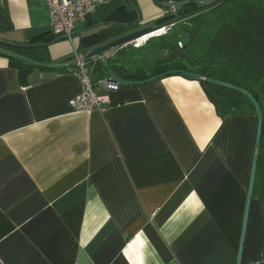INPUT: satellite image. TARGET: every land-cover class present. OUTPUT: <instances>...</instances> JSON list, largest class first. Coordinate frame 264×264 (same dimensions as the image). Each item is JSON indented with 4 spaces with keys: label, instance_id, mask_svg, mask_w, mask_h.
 <instances>
[{
    "label": "crops",
    "instance_id": "0c3cea01",
    "mask_svg": "<svg viewBox=\"0 0 264 264\" xmlns=\"http://www.w3.org/2000/svg\"><path fill=\"white\" fill-rule=\"evenodd\" d=\"M1 7L5 41L40 44L52 32L44 0ZM134 8L138 26L169 22L156 0H112L78 22L72 40L49 45L50 59L70 58L108 22L137 21ZM81 92L75 64L36 68L23 86L0 56V264L264 260L257 113L220 115L202 80L181 74L122 83L104 112L74 111Z\"/></svg>",
    "mask_w": 264,
    "mask_h": 264
},
{
    "label": "trees",
    "instance_id": "16d2710c",
    "mask_svg": "<svg viewBox=\"0 0 264 264\" xmlns=\"http://www.w3.org/2000/svg\"><path fill=\"white\" fill-rule=\"evenodd\" d=\"M1 2L5 3L6 0H0V13L8 19L7 10L1 7ZM170 14L164 20H180L169 31L151 36L139 48L127 46L115 49L114 55L104 62L90 60L91 66L100 71L98 79L116 74L125 82L142 83L169 72H188L202 80L207 96L216 104L219 114L225 117L256 114V106L247 94L251 95L263 117L258 164L264 166V0L193 2L179 16L171 18ZM162 22L157 21L154 26ZM106 25L108 27L96 35L89 34L81 38L82 52L130 29L113 25L112 22ZM58 37L51 32L34 41L49 43ZM17 51L44 63H64L73 59L71 56L53 62L48 47L22 48ZM0 56L7 57L2 53ZM7 58L18 69V80L23 86L27 85L31 72L41 68L16 58ZM215 82L240 88L245 93ZM262 250L264 254V236ZM253 264H264V260Z\"/></svg>",
    "mask_w": 264,
    "mask_h": 264
},
{
    "label": "built area",
    "instance_id": "2783aa9c",
    "mask_svg": "<svg viewBox=\"0 0 264 264\" xmlns=\"http://www.w3.org/2000/svg\"><path fill=\"white\" fill-rule=\"evenodd\" d=\"M50 9L52 32L56 36H70L75 31L78 22H83L91 17L97 10L106 6L112 0H44ZM171 29H161L167 32ZM147 36V35H146ZM143 36L128 46L139 48V41L144 39ZM73 38L70 37V40ZM72 58L76 66V75L82 83V92L71 102L72 108L76 112H104L113 100L112 95L118 92L122 82L113 77H105L93 80L90 77V60L96 62L98 57L87 58L78 46L72 49ZM102 57V59H104ZM110 58V56H108Z\"/></svg>",
    "mask_w": 264,
    "mask_h": 264
},
{
    "label": "water",
    "instance_id": "95a60500",
    "mask_svg": "<svg viewBox=\"0 0 264 264\" xmlns=\"http://www.w3.org/2000/svg\"><path fill=\"white\" fill-rule=\"evenodd\" d=\"M200 1H205V0H180V1H162L159 2L158 5L167 10L170 11V17L171 18H175L177 16H179L181 13L184 12V8L190 4H192L193 2H200ZM134 11L137 13L138 19L135 22L132 23H123V24H119L117 22H112L113 25H122L126 28H130L128 31L120 34L119 36H116L114 38H110L107 40H104L98 44H95L89 48H87L85 51H83V53L87 54V58L91 59L94 57H104L106 55V53L118 49V48H123L126 47L128 45H130L131 42L146 36V35H150L152 33H159L161 29L165 28L168 29L172 26L175 25V23H177L180 19L176 18L174 19L172 22L167 23L164 26L161 27H154L153 24H148V25H142V26H138L141 22V15L138 13V11L134 8ZM0 19L3 20L4 24L8 26V28H11L10 22L9 20L6 18V16L3 13H0ZM100 25H104V24H100ZM134 26V27H133ZM132 27V28H131ZM98 33V32H97ZM97 33H94L92 35H96ZM77 35L76 32H73L70 36L68 35H62L59 36L58 38H56L55 40H53L52 42L49 43H40V44H18L15 42H9V41H5L3 39L0 38V53L4 54L7 57H12V58H16L19 60H22L28 64H32L41 68H48V69H62L65 67H69L71 65L74 64V62H68V63H44L38 60H35L33 58H30L28 56L23 55L22 53L18 52V49H22V48H38V47H49V45L60 42V41H64V40H69L70 37L74 38ZM172 74H181V75H185V76H189V77H193V78H198L199 77L197 75L188 73V72H169V73H165V74H161L159 76H155L145 82H142L140 84H144V83H149L158 79H161L165 76L168 75H172ZM113 79H118L120 80L122 83L125 84H130L128 82H125L123 80H121L116 74H112ZM216 84L228 87V88H232V89H237L241 92H244V90L231 86L229 84H225L222 82H215ZM248 97L253 101V103L256 106L257 109V114H258V118H259V129H258V136H257V147L260 144L261 141V136H262V124H263V117H262V112L260 107L258 106L256 100L249 94H247ZM257 159V157H256ZM256 164V163H255ZM255 167V165H254ZM252 183H253V177H252ZM251 195V194H250Z\"/></svg>",
    "mask_w": 264,
    "mask_h": 264
},
{
    "label": "bare ground",
    "instance_id": "6f19581e",
    "mask_svg": "<svg viewBox=\"0 0 264 264\" xmlns=\"http://www.w3.org/2000/svg\"><path fill=\"white\" fill-rule=\"evenodd\" d=\"M164 31H160L159 33H152V34H150V35H147L144 39H141L140 41H139V44L140 45H143L151 36H154V35H157V34H161V33H163Z\"/></svg>",
    "mask_w": 264,
    "mask_h": 264
},
{
    "label": "flooded vegetation",
    "instance_id": "af4514ba",
    "mask_svg": "<svg viewBox=\"0 0 264 264\" xmlns=\"http://www.w3.org/2000/svg\"><path fill=\"white\" fill-rule=\"evenodd\" d=\"M205 1H207V0H205ZM200 2H204V1H200Z\"/></svg>",
    "mask_w": 264,
    "mask_h": 264
},
{
    "label": "rangeland",
    "instance_id": "374dc122",
    "mask_svg": "<svg viewBox=\"0 0 264 264\" xmlns=\"http://www.w3.org/2000/svg\"><path fill=\"white\" fill-rule=\"evenodd\" d=\"M155 28L157 27V26H154Z\"/></svg>",
    "mask_w": 264,
    "mask_h": 264
}]
</instances>
